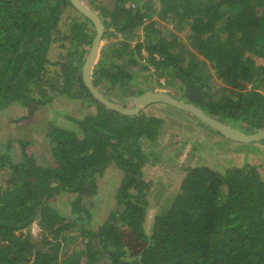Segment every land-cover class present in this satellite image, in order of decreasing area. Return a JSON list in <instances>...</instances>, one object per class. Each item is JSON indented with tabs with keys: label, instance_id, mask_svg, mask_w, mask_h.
<instances>
[{
	"label": "trees",
	"instance_id": "1",
	"mask_svg": "<svg viewBox=\"0 0 264 264\" xmlns=\"http://www.w3.org/2000/svg\"><path fill=\"white\" fill-rule=\"evenodd\" d=\"M86 1L105 27L91 71L104 96L133 84L136 97L155 74L158 85H175L176 97L240 131L264 129V0H114L111 8ZM95 33L70 0H0V113L12 105L11 123L20 124L63 93L92 106L67 116L70 127L57 121L20 140L19 161L0 153V172L9 169L0 179V264H264V179L246 159L229 165L242 142L168 104L178 115L106 108L82 81ZM165 119L216 134H203L206 147L193 137L188 153L184 139L168 155L181 173L172 193L155 196L161 207L147 232L153 191L143 167L157 155L143 147L156 143ZM222 140L231 144L219 149ZM95 173L107 176L116 207L88 228L83 203L97 193Z\"/></svg>",
	"mask_w": 264,
	"mask_h": 264
},
{
	"label": "rangeland",
	"instance_id": "2",
	"mask_svg": "<svg viewBox=\"0 0 264 264\" xmlns=\"http://www.w3.org/2000/svg\"><path fill=\"white\" fill-rule=\"evenodd\" d=\"M87 3L86 0H83ZM95 5L98 6H106L111 8L113 6L114 0H95ZM89 6V4L87 3ZM135 34L141 35L140 30H136ZM180 36L184 37V32L179 33ZM141 38V37H140ZM113 39V38H112ZM106 42V39L103 37L101 41V46ZM115 42V41H114ZM135 41L132 42V45H134ZM100 50V49H99ZM143 55H146V52L142 51ZM99 56V53H98ZM98 60V58H97ZM96 60V61H97ZM258 62H262L263 60L260 58H257ZM96 63V62H95ZM140 79H142V75H139ZM151 82H140L141 86H147V88H150L147 91H161V92H168L175 97L178 96L176 86L172 85L169 87H164L161 85H158L156 81V75L153 74L150 77ZM159 81L162 82V78L159 79ZM219 81V80H218ZM221 80L219 81V83ZM132 86V89L136 88V86H133V84H130V86L123 88H118L115 90H111L108 93V97L111 98L115 102H122L124 104H127V106H132L135 95L130 92V87ZM104 90L101 92L103 93ZM104 94V93H103ZM169 106V105H168ZM166 107L165 104L162 103H155L147 106L145 108L146 115H156V116H165L167 113L172 112L173 115H178V111L172 109L171 107ZM171 106V105H170ZM174 107V106H172ZM92 111V106L89 105V103L84 102L80 98H70L65 93L58 94V96H55L52 100V103L49 105H46L42 111H38L36 115L27 118L21 122L20 124H14L11 123V118L17 115V112L15 111L14 107L12 105H9V107H5L4 110L0 113V153L2 154H9L11 159L13 161H19L21 158L20 155V146L19 142L22 141H28L31 140L32 137H35L37 134L44 132L46 130L47 125H50V123H56L59 122V125L61 127H70L72 125L70 119L68 120V117H75L80 118L87 114H89ZM20 115V114H18ZM68 116V117H67ZM181 116V114H180ZM178 118H174V121H176ZM168 120L165 119V122L160 124L159 129V136L156 140V143L149 144L151 147L147 146V143L144 142L143 150L146 152H150L153 150L156 152V155L158 159L156 160L155 164H153L151 161L154 160L153 158H157L154 156H149L148 161L145 163L143 167V178L146 180H150L151 183V190L153 193H156L160 189H163V194L155 195L151 194L148 199L151 200V205L148 208L147 213V221H146V230L147 232L150 231V228L152 226L153 222V216L155 214L156 209L159 210L161 205L158 204L156 201L157 198H159V201H161L162 197L165 195H168L169 193H172L173 190L169 187L170 183H173V185H176L177 175L181 173V170H172L173 167L169 165L168 155L170 157L173 156L175 149H179L182 145V141L184 139H187L185 143H183V149L182 152H187L190 147H192V138L196 137L198 142L203 141L205 144L204 147H206V140L203 137L204 133H208V131H211L207 128H197V131H193L192 129L189 131L188 128H184L183 125L179 126L178 123H175L173 121L167 122ZM231 125H234L233 122H228ZM234 126L238 129L239 124L235 123ZM213 132V131H211ZM216 134V132H213ZM208 137V136H207ZM213 137L216 138V136L213 134ZM259 142V143H258ZM258 142H250V143H242L243 145L237 146L238 148L233 149V154L231 156L233 159H230V167L232 166H239L245 159L248 163L254 164L257 167L258 172L262 175L264 178V157L258 155V160H256V156L243 153V151H240V147H243V149H254L256 147L255 144H261L260 141ZM231 144V142L227 140H222V145L219 147V149H225L226 145ZM232 146H236L235 144ZM151 149V150H150ZM216 154L218 151V148H214ZM176 152V151H175ZM221 153L223 150L220 151ZM188 153V152H187ZM185 153V154H187ZM167 154V155H166ZM238 155V156H237ZM216 157V155H215ZM151 158V161H150ZM163 161V163H162ZM217 167L220 169H224L226 167V163L221 158L217 161ZM111 174L115 172L114 169H111ZM9 171V169H4L0 172V179L1 182H4V178L6 177L5 174ZM179 172V173H178ZM110 173V172H109ZM94 181L97 183L99 188L97 189V193L93 195H86L84 196V205L83 212H86L85 218H88V228L91 226H94L95 228L98 227L100 224L103 223V220L105 217L115 209L116 204L114 203V190L110 187V184H106L107 176H104L99 173H95L94 175ZM115 176V174H114ZM116 177V176H115ZM158 182H161L163 185L162 188H159L157 185ZM165 185V186H164ZM175 188V186H174ZM173 188V189H174ZM157 198H156V197ZM99 201L100 204H99ZM54 204V202H51ZM154 207L156 209H154ZM66 207H62L61 211L64 212ZM69 214V210L67 211ZM89 213V216L87 214ZM74 219L79 218L77 215L72 216ZM37 229H35V233H37ZM72 245V243L70 244Z\"/></svg>",
	"mask_w": 264,
	"mask_h": 264
},
{
	"label": "water",
	"instance_id": "3",
	"mask_svg": "<svg viewBox=\"0 0 264 264\" xmlns=\"http://www.w3.org/2000/svg\"><path fill=\"white\" fill-rule=\"evenodd\" d=\"M71 4L83 15L90 19L95 27V35L92 40L91 47L86 56V59L82 66V81L93 97L103 104L106 108L120 112L125 115L138 114L141 110L147 106L155 103H163L179 108L193 116L198 120L208 125V127L219 131L226 138L242 143L257 142L264 139V129L255 131L252 133H244L239 129L233 127L231 124L226 123L213 117L203 111L198 106L187 102L183 99L175 97L168 92L161 91H145L137 95L134 99L132 106L120 105L117 102L107 98L104 94L94 86L91 77L92 68L98 58V53L101 45V41L104 36L105 27L98 15L87 3L83 0H70Z\"/></svg>",
	"mask_w": 264,
	"mask_h": 264
},
{
	"label": "crops",
	"instance_id": "4",
	"mask_svg": "<svg viewBox=\"0 0 264 264\" xmlns=\"http://www.w3.org/2000/svg\"><path fill=\"white\" fill-rule=\"evenodd\" d=\"M162 83H163V79H162ZM255 145H256V147L254 149H243V147H240V151H243V153L250 154V155L254 156V158L256 156L257 157L256 160H258V158H259L258 155L264 157V147L261 144H255ZM259 151H262V153H260ZM218 157H219V159H221V158L223 159V157H221L220 155ZM261 177H262V175H261ZM262 179H264V178L262 177Z\"/></svg>",
	"mask_w": 264,
	"mask_h": 264
}]
</instances>
